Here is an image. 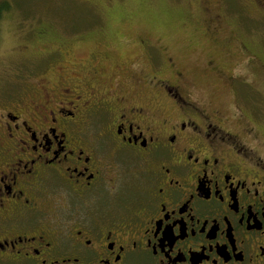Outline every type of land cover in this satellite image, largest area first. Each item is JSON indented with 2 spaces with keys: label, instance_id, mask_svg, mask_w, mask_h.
<instances>
[{
  "label": "flooded vegetation",
  "instance_id": "flooded-vegetation-1",
  "mask_svg": "<svg viewBox=\"0 0 264 264\" xmlns=\"http://www.w3.org/2000/svg\"><path fill=\"white\" fill-rule=\"evenodd\" d=\"M42 54L0 94V264H264L258 129L161 58L108 77Z\"/></svg>",
  "mask_w": 264,
  "mask_h": 264
},
{
  "label": "rangeland",
  "instance_id": "rangeland-1",
  "mask_svg": "<svg viewBox=\"0 0 264 264\" xmlns=\"http://www.w3.org/2000/svg\"><path fill=\"white\" fill-rule=\"evenodd\" d=\"M6 1L0 94L16 91L42 53L52 61L59 51L61 65L81 62L82 74L94 66L108 77L136 75V65L153 75L148 59L161 58L162 78L179 73L206 112L236 128L250 122L264 139V0ZM56 74L42 77L53 83Z\"/></svg>",
  "mask_w": 264,
  "mask_h": 264
},
{
  "label": "trees",
  "instance_id": "trees-1",
  "mask_svg": "<svg viewBox=\"0 0 264 264\" xmlns=\"http://www.w3.org/2000/svg\"><path fill=\"white\" fill-rule=\"evenodd\" d=\"M196 1H197V0H196ZM200 1H202V3H204V4H208L206 1L203 2V0H199L198 3H199ZM247 2L254 3V5H255V1H253V0H247ZM256 4H257V3H256ZM9 10H10V8H9V5H8L7 1H6V0H1V1H0V18L2 17L3 14L7 13ZM39 34H40L41 37H42L43 32H42V33H39Z\"/></svg>",
  "mask_w": 264,
  "mask_h": 264
}]
</instances>
